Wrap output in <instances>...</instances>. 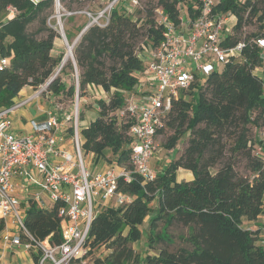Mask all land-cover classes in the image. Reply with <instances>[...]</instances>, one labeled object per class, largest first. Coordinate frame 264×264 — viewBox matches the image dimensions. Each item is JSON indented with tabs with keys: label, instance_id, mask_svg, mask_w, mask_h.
<instances>
[{
	"label": "trees",
	"instance_id": "obj_1",
	"mask_svg": "<svg viewBox=\"0 0 264 264\" xmlns=\"http://www.w3.org/2000/svg\"><path fill=\"white\" fill-rule=\"evenodd\" d=\"M55 3L0 0V56H11L10 64L0 69V108L14 104L26 86L39 89L60 67L64 53L53 54L60 35L48 23ZM178 3L158 0V7L178 21ZM156 8L149 7L143 17L134 18L115 6L105 23L94 22L85 31L74 46L75 59L65 62L44 92L55 99L63 95L75 99L77 90L85 96L88 86L96 85L109 94L108 100L97 101L98 116L81 131L84 152L93 153L97 161L133 169L130 123L119 122L116 111L125 106L128 92L139 84L136 72L144 69L139 53L163 39L164 27L157 20ZM220 8L237 15L231 45L264 35V0H223ZM254 19L260 24V33L246 31ZM73 20L74 15L67 16V21ZM35 22L39 26L30 32ZM88 23L76 35L65 27L67 39L78 36ZM143 34L146 39L140 45ZM260 52L258 46L247 45L242 58L228 61L222 72L199 79L190 89V93H199L195 103L185 95L173 101L158 133L165 127L173 131L165 142L168 149L187 133L188 144L154 180L144 181L136 174L130 182L120 179L119 189L133 198L125 205L104 206L94 217L88 256L102 247L109 251L91 258L93 264H264L262 240L258 243L261 228L256 231L244 226L245 220H259L264 227V160L254 155L257 139L250 136L251 126L264 121V81L252 71L261 63ZM75 73L77 80L64 79ZM68 130L72 132L71 127ZM228 144L246 160L249 174H240L233 161L217 167ZM181 168L190 170L194 178L179 181ZM60 205L41 207L30 201L24 218L36 238L49 236L53 244L62 242L65 221L59 215ZM146 220L147 242L137 251L133 243L140 242ZM3 228L0 223V231ZM174 228L183 230L176 233ZM177 240L181 244L171 249L169 245Z\"/></svg>",
	"mask_w": 264,
	"mask_h": 264
},
{
	"label": "built area",
	"instance_id": "obj_2",
	"mask_svg": "<svg viewBox=\"0 0 264 264\" xmlns=\"http://www.w3.org/2000/svg\"><path fill=\"white\" fill-rule=\"evenodd\" d=\"M31 1L38 3L41 0ZM120 1L111 0L98 17H106ZM222 1L179 0L178 21L172 20L162 7L156 8L164 36L150 50L149 63L143 69L152 82L144 91L151 89L146 90L141 99L135 98L133 93L128 94L125 106L116 111L119 122L130 123L133 169L119 166L96 173L87 171L78 90L71 112L59 114L54 106L47 111V118L30 119L29 134H19L13 129L12 115L28 102L41 98L47 91V82L33 94L0 108V223L4 224L0 231V246L3 250L24 246L37 256L34 264H93L88 248L94 217L100 207L113 202L114 205H125L132 200V195L119 189L121 178L128 182L135 174L144 181L156 178L157 173L149 163L158 147L156 137L181 91L190 90L199 79L219 71L221 64L242 58L247 45L254 44L261 50V63L252 71L262 76L258 70L264 65V35L253 37L248 43L241 41L231 45L237 15L231 10H222ZM246 1L238 0L239 3ZM131 2L138 4V0ZM10 61L11 56H0V69ZM143 70H140L141 74ZM66 127L72 128L69 132L72 149L61 148L64 140L61 131ZM259 143L253 153L264 160V131ZM20 185L25 187L24 190H30L28 200L41 207L61 202L59 215L65 221L61 243L53 244L49 236L38 239L30 232L17 190ZM261 243L264 246V238Z\"/></svg>",
	"mask_w": 264,
	"mask_h": 264
},
{
	"label": "rangeland",
	"instance_id": "obj_3",
	"mask_svg": "<svg viewBox=\"0 0 264 264\" xmlns=\"http://www.w3.org/2000/svg\"><path fill=\"white\" fill-rule=\"evenodd\" d=\"M111 3V0H77V1H73V0H64L61 2V0H59V4L56 0L55 3V11L54 13L48 18V23L54 27L57 32L59 33L60 37L56 40V45L55 48L53 50V54L55 55H59L61 53L65 54L68 52V46H67V42L66 40L62 37L61 33V25H63V29L65 31V27L68 28L70 31L73 32L74 35L78 34V29L88 23L90 21V19H92L94 16L95 18H97L100 13L109 6V4ZM158 7V0H138V4L132 3L131 0H121L117 7L120 8L122 11H125L126 13L131 14L134 18H140L143 17L146 13V9L149 7ZM69 7H71L69 9ZM93 11V12H91ZM11 13V12H10ZM156 13V17H157V12ZM95 14V15H94ZM66 16L65 18L63 16ZM69 15H74V20L73 21H67V16ZM106 17H100L97 19L96 22L99 23H105L106 21ZM60 21V24H58ZM259 22L256 21V19H254V21L252 22V24H250L249 26H247V32H254V33H260V28H259ZM39 26V22H35L34 24H32L29 27V31L30 32H34L37 27ZM142 32H145V29L142 30ZM66 33V32H65ZM71 40L68 39L69 44H72L74 42V40L76 39L77 36H74ZM146 39V36L143 34L142 38H141V42L140 45L143 43V41ZM152 48H145L144 50L142 49V51L139 53L141 59L143 60L144 66L148 65L149 60H148V56L150 54V50ZM264 52V50H263ZM71 58V57H70ZM59 69V67L56 69V71ZM143 70V69H142ZM224 70V65L221 64L219 66V71L222 72ZM55 71V72H56ZM145 71L143 70V73L141 74V71H137L136 74L139 76V84L132 89L131 91H129L131 94L133 93L135 95V98H143V96L145 95V91L146 90H150L151 88H147L145 91L144 89L146 88V85H152V82L149 80V78H147V75L144 73ZM258 72H260V74H262L261 77L264 78V65H262V70H258ZM64 79L68 82L73 81V79L77 80L76 77V73L74 74V76L72 77L71 75H65ZM30 94L34 93L33 89H30ZM128 92V94H130ZM182 94L181 95H185V97L188 100H192L194 103L198 100L199 98V93L198 91H195L194 93H190V90L188 91H181ZM130 94V95H131ZM48 95L50 96V93H44L43 95H41V98L45 99L46 101L48 99ZM25 95H22L21 97H18V100H21L24 98ZM26 97V96H25ZM58 98V99H57ZM56 99L58 100V102H54L53 103V107L56 106V108L58 109V113L62 114L64 112H71L74 109V104L76 103L74 98L68 97L63 95V97H57ZM55 99V100H56ZM59 99H61L59 101ZM99 99H105L108 100L109 99V94H107L102 87L100 86H88V91L87 94L85 96H80L79 95V100H80V104H79V117L83 118L81 121V125L83 126L85 123H87L89 120H92L94 118H96L98 116V111H99V105H98V100ZM44 104L39 103L37 99H34L30 102H28L27 104H25L24 106H22L21 108H19L17 110V114L20 116L21 114H25L26 117H32L33 115H35L38 112H41L43 110ZM71 125V122H69ZM264 131V121L259 125V126H251L250 128V136L251 137H256L257 139V143L260 144V139H261V135L262 132ZM173 133V131L167 127H165L164 131L162 133H158L157 137H156V142L158 144L157 150L154 153V155L152 156V158L150 159V165L151 167L155 170V172L158 173H162L166 167L168 166V164L176 159L181 150L184 149L187 144H188V140H189V136L188 133L178 142V144L173 148V149H168L165 145V142L167 141V138ZM230 142V141H228ZM256 145V144H255ZM61 148H65V145H61ZM84 157H85V165H86V169L88 172L91 173H96L98 171L103 170L108 163L106 160L104 159H100V160H95L91 158V156L89 154H86L84 152ZM227 161H233L235 163V168L236 170L240 173V174H249V170L246 168V160L242 157V155H237L234 154L232 152V150H230V144H228V150L226 153L225 158L222 160V162L217 166H221L222 164H224ZM109 164V163H108ZM216 167V168H217ZM214 168V170L216 169ZM177 176H178V180H187L189 181L190 179H192V172L190 170L187 169H180L179 172H177ZM29 189L27 188L26 190H22L21 191V196L22 198L25 200L26 199V194L29 193ZM26 193V194H25ZM112 205H114V202L112 203ZM104 207V206H103ZM102 207H100L101 209ZM244 226L246 228L249 229H253L258 231V229L261 228V232L258 234L259 237V241L258 243H260V241L264 238V227L262 225V223L257 220V221H245L244 222ZM143 236L140 240V242H135L133 243V247L134 249H136L137 251H141V246L143 244H146L147 242V238H148V229H149V222L148 220L145 221V223L143 224ZM181 229H172V231L179 233L181 232ZM181 244L180 241H176L174 244L169 245V247L171 249L177 248L179 245ZM15 247V251H16ZM109 251V249H107L106 247H102L101 249L97 250L90 258H94V257H103L104 255H106V253ZM9 256H12L14 259L16 258V254H13L12 251H9ZM31 259L28 258L27 262L31 263ZM35 262V261H34Z\"/></svg>",
	"mask_w": 264,
	"mask_h": 264
},
{
	"label": "crops",
	"instance_id": "obj_4",
	"mask_svg": "<svg viewBox=\"0 0 264 264\" xmlns=\"http://www.w3.org/2000/svg\"><path fill=\"white\" fill-rule=\"evenodd\" d=\"M90 86H92V85H90ZM93 86H96V85H93ZM30 89H32V88L29 87V86L24 87L21 90V92L19 93V95L15 98V100H18V97H21L22 95H25V96L31 95L30 94V92H31ZM48 99H49V101L48 100L46 101L43 98L37 99L39 103L44 104L43 110L41 112L36 113L35 115H33L30 118L26 117L25 114H21L19 116L16 113L17 112L16 111L12 115L13 123H14L13 129L19 134H29L31 132L30 119H33V118L45 119L48 116L47 111H50V110L54 109L53 108V103L55 101V98H54L52 93H50V96L48 95ZM89 122H90V120L87 123H85L82 126V128L86 127ZM61 132H62L61 133L62 135L64 134V137H63L64 140L61 143V145H65V148L72 149V144H71V140H70V133L68 131V128L67 127L64 128V130L61 131ZM89 155L91 156L92 159L95 158V160H96V156L93 153H89ZM105 164H107V165H106V167L104 169L109 168V167H112V168H118L119 167L118 165H115V164H108V163H105ZM181 169H183V168H181ZM103 170H101V171H103ZM179 170H178V172H179ZM98 172H100V171H98ZM193 178H194V176L192 175V179ZM192 179H190V180H192ZM24 188L25 187H22V185H20L17 188V190H18V193H19V195L21 197L22 208H23V210H24V212L26 214V211H27V209L29 208V205H30V201L28 200V195L29 194L25 193L26 194V199L25 200L21 196V194H22L21 191ZM31 192H33V189H31ZM245 221H248V220H245ZM16 247H18V248H16V251H15V249H14L15 247L3 250V248L0 246V264H34L35 263L34 262V254L31 251L26 249L24 246H16ZM141 250H142V246H141ZM9 251H12L13 254L17 255L15 259L12 256H9ZM28 258H30L32 260L31 263L27 262Z\"/></svg>",
	"mask_w": 264,
	"mask_h": 264
},
{
	"label": "water",
	"instance_id": "obj_5",
	"mask_svg": "<svg viewBox=\"0 0 264 264\" xmlns=\"http://www.w3.org/2000/svg\"><path fill=\"white\" fill-rule=\"evenodd\" d=\"M58 4H59V0H57ZM99 17L97 18H93L85 27L84 29L80 32V34L76 37V39L74 40V42L72 44H69V41L67 39V36L64 32V29H63V25H61V35L62 37L66 40L67 44H68V47H69V50L68 52L65 54L63 60H62V63L59 67V69L56 71V73L47 81V84L46 86H48L52 80L58 75V73L60 72L61 68L63 67V65L65 64V62L71 57L72 59H75L74 58V46L77 44V42L80 40V38L82 37V35L85 33V31L94 23L97 21ZM60 24V21L59 23ZM78 85H79V81H78Z\"/></svg>",
	"mask_w": 264,
	"mask_h": 264
},
{
	"label": "bare ground",
	"instance_id": "obj_6",
	"mask_svg": "<svg viewBox=\"0 0 264 264\" xmlns=\"http://www.w3.org/2000/svg\"><path fill=\"white\" fill-rule=\"evenodd\" d=\"M68 49H69V47H68Z\"/></svg>",
	"mask_w": 264,
	"mask_h": 264
}]
</instances>
